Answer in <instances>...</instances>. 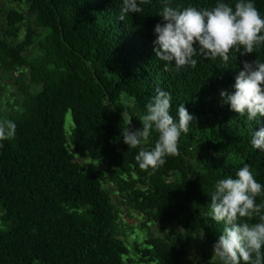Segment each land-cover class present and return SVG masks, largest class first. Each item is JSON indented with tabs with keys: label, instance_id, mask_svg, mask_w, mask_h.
Returning a JSON list of instances; mask_svg holds the SVG:
<instances>
[{
	"label": "trees",
	"instance_id": "trees-1",
	"mask_svg": "<svg viewBox=\"0 0 264 264\" xmlns=\"http://www.w3.org/2000/svg\"><path fill=\"white\" fill-rule=\"evenodd\" d=\"M28 14L29 46L0 38L21 100L0 113V264H264V0ZM25 20L10 9L9 31ZM108 186L144 217L143 244Z\"/></svg>",
	"mask_w": 264,
	"mask_h": 264
},
{
	"label": "rangeland",
	"instance_id": "rangeland-1",
	"mask_svg": "<svg viewBox=\"0 0 264 264\" xmlns=\"http://www.w3.org/2000/svg\"><path fill=\"white\" fill-rule=\"evenodd\" d=\"M28 4L29 0H0V38H5L9 42H23L27 46H29L28 42L26 41V34H27V26L31 24V18L28 14ZM10 9H16L21 11L25 16L26 20L25 23L19 24V28L16 29L15 35H13L9 31V26L7 25V14ZM35 50L33 46H30L27 53H33ZM17 76L7 75L0 69V113L8 112L13 110L12 106L16 108H20L19 103H21L20 96L18 94V87L16 85V78ZM131 103V100H124L123 104ZM66 128L69 131L71 127V115H67L66 119ZM81 162L87 167L88 171H94L96 169H102L103 164L96 163L90 159H80ZM111 190V195L113 198L114 203L120 209V221H119V230L124 238V240L128 244L132 243H140L143 244L146 238V230L143 226L142 222L144 221V217L139 215L136 211H134L131 207H128L124 200L117 194L116 190L112 187H107ZM0 227H1V220H0ZM148 228L152 233L157 236L163 235L166 231H168L169 226H165L163 224L148 223Z\"/></svg>",
	"mask_w": 264,
	"mask_h": 264
}]
</instances>
